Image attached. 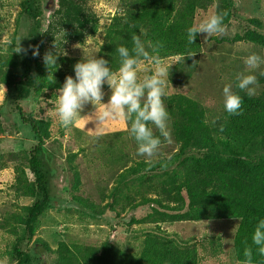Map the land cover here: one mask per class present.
Instances as JSON below:
<instances>
[{
	"label": "trees",
	"instance_id": "16d2710c",
	"mask_svg": "<svg viewBox=\"0 0 264 264\" xmlns=\"http://www.w3.org/2000/svg\"><path fill=\"white\" fill-rule=\"evenodd\" d=\"M263 1L257 0V3ZM235 2L238 4L242 0H120L119 11L111 18L104 43L96 56L108 60L116 70L119 67L116 47L131 48L132 35L140 33H143L141 39L145 42L162 43L159 55L163 60L183 57L188 51L196 52V56L202 46L199 34L195 44L189 45L186 29L196 22L200 13H206L211 7L212 14L218 11L227 13L226 26L237 19L244 21L243 28L231 43L250 44L264 55V14L242 16ZM250 2L256 4V0ZM52 3L53 0L20 2L6 49L7 59L2 63L5 70L2 82L7 93L0 114L10 112L16 122H13L14 127L28 129L36 143L32 149L21 152L20 159L26 161L16 165L15 169L19 171L15 179L19 188L14 189L15 193L32 197V203L15 215V226L9 225L7 220H0V230L10 244L6 254L12 264H46L50 254L47 244L34 238L40 218L52 203L48 195L52 169H48L43 146L49 139L48 124L32 120L28 99L33 93L40 95L46 89L56 91L69 76L64 71L72 72L71 65L76 63L63 58L57 60L52 77L48 76V69L40 59L45 53L46 11ZM52 20L49 31L56 29L54 25L70 28L68 26L76 24L75 29L65 34V39H71L77 33V43L93 37L98 31V21L86 11L85 0H57ZM221 39H215V42L226 38ZM19 43L21 52L18 53ZM32 46L39 47V57L32 56ZM64 65L70 69H65ZM193 71L194 65H190L184 74L178 72L177 66L170 69V73L179 74L180 80L191 77ZM36 78L43 82L37 85ZM257 80L256 94L251 97L240 91L235 83L233 91L243 97L240 115H229L223 105L207 107L184 94L164 98L171 138L178 149L168 159L120 168L109 193H105L107 182L105 185L102 184L105 180H100L93 201L77 198L79 204L84 201L81 203L83 212L105 218L106 224L112 220L115 222L119 212L129 214L127 225H116L120 228L139 227L129 235L132 241L139 243V252H132V246L128 244L119 247L104 239L96 246L87 247L84 264H199L195 233L179 237L169 228L180 226L185 230L194 223L221 220L238 221L232 243L234 260L237 263L242 261L244 248L251 246L253 264H264V256L259 255L251 240L257 220L264 218V76L258 74ZM23 135L27 136V133L23 132ZM13 157L18 161V157ZM23 166L29 170L31 181L27 179ZM155 181H158L156 186L153 185ZM104 195L108 202L101 210ZM106 215L113 216L104 217ZM114 225L112 222L107 224L111 230ZM69 252L65 243H59L54 264H70Z\"/></svg>",
	"mask_w": 264,
	"mask_h": 264
},
{
	"label": "rangeland",
	"instance_id": "374dc122",
	"mask_svg": "<svg viewBox=\"0 0 264 264\" xmlns=\"http://www.w3.org/2000/svg\"><path fill=\"white\" fill-rule=\"evenodd\" d=\"M21 1L0 0V108L7 93L2 82L5 73L2 63H5L7 59L6 49L11 40L14 20L19 13ZM85 3L86 11L95 16L98 21L97 33L93 37H86L82 43H77V33H74L73 38L65 39V34L75 29L76 24L68 26L70 28L63 26L60 28L59 25H54L53 28L56 27V29L49 31V27L53 25V20L50 21V18L57 9V0H53L46 11L48 21L44 27L46 37L43 52L55 51L56 44L58 51L63 50L66 53V55L61 54L58 60L63 58L78 62L83 58V54L89 55L99 51L104 43L105 30L111 18L119 11L120 0H85ZM236 6L238 10H241L242 16L254 17L261 13L264 14V1L260 4L256 0V4H251L250 0H242L238 4L235 2ZM211 10H213L212 7L206 13H200L195 21L199 22L211 15ZM54 21L57 23V20ZM262 23L264 24V21ZM244 24V21L237 19L233 24L226 26L224 34L207 41L204 40L206 34H199L201 52L190 60L183 61V59L177 60L176 58L164 60L165 63L172 64L170 69L172 66H177L180 74H184L190 65H194L193 74L188 79L180 80L179 74H173L175 72L169 74L166 97L184 94L199 100L201 104L210 108L223 105V85L231 84L234 90L236 75L245 72L243 57L250 52H259L250 44L231 43ZM262 31L264 32V29ZM222 37L226 39L215 42V39ZM40 59L43 60L42 56ZM64 68L70 69L68 65H64ZM67 73L74 76V71H64V74ZM245 74L249 73L245 72ZM252 74L257 76L259 71ZM180 81L184 83L181 84ZM103 91L105 93L103 101L106 103L110 95V89L106 84L103 86ZM54 94L56 91L45 90L40 95L33 93L28 99L30 117L32 120L48 124L49 132V139L44 142L43 146L49 165L48 169H52L48 192L52 203L51 208L40 218L34 237L47 244L49 248L50 254L47 256L46 264H54L59 243H65L69 248L68 263L70 264H84V253L87 247L96 246L104 239L119 247L128 244L132 246V252L137 254L139 243L132 241L129 235L130 231L139 227L137 225L126 226L130 220L129 214L119 212L115 222L110 221L115 224L114 229L111 230L107 226L110 222L106 224L105 218L94 217L83 212L81 203L84 201L79 204L77 199L80 197L93 201L97 194L96 184L100 180H105V183L102 182L105 185L107 182L105 193H109L119 175L120 168L125 165L130 167L139 162H147L144 157L135 154L136 145L128 135V124L124 121H111L106 126L104 134L98 138H94V134L89 130H94L96 122L86 124V131L82 123L68 128L62 127L56 114L57 98ZM93 111L92 106L87 105L82 115ZM13 122L16 123L10 112L0 114V126L2 127V132H0V220L3 222L7 220L9 225L15 226V215L20 213L23 207L30 206L33 200L32 197H21L15 193V190L19 188L15 182L19 176V171L15 170L16 165L19 166L22 161H26L20 159L21 152L32 149L36 143L28 129L17 130L20 126L14 127ZM23 132L27 133V136H24ZM176 149L178 147L171 138L170 143L162 145L161 156L153 161L170 158ZM13 156L18 157V161H15ZM22 169L27 179L31 181L29 170L25 166ZM157 184L158 181H155L153 185ZM107 202V196L104 195L100 204L101 210ZM116 224H126L123 225L126 227L120 228ZM237 224L236 220H221L194 223L191 225L193 227H186L185 230L184 227L170 226L169 230L176 232L179 237L195 233L199 264H238L234 260L232 244ZM226 241L229 243H225ZM9 246L6 235L0 230V264H12L6 254Z\"/></svg>",
	"mask_w": 264,
	"mask_h": 264
},
{
	"label": "clouds",
	"instance_id": "9594fccd",
	"mask_svg": "<svg viewBox=\"0 0 264 264\" xmlns=\"http://www.w3.org/2000/svg\"><path fill=\"white\" fill-rule=\"evenodd\" d=\"M226 16V12L218 11L194 22L186 29L187 43L195 44L197 34L201 33L206 34L205 41L224 34ZM142 35L143 33L132 35L131 48L124 45L116 47L119 56V67L116 70L112 69L105 58H97L96 53L99 51L83 54V58L73 65L74 76H67L54 95L57 98L56 114L62 127L68 128L82 123L85 130L86 124L96 122L94 130H89L94 138H98L104 134L109 122L124 121L128 124V135L135 142V154L151 163L161 156L162 145L171 142L169 112L164 98L168 95L167 85L172 64L165 63L159 55L162 43L145 42L141 39ZM24 51L27 54V50ZM61 54L66 55L63 50H57L56 44L55 51L43 54L48 76H52V69L58 65L57 60ZM195 54L196 52L188 51L183 57L176 59L184 61L185 57ZM40 55L39 47L32 46V56ZM243 62L246 66L245 72L249 74L238 73L235 78L236 87L251 97L256 94L258 87L257 76L252 73L259 71L264 76V55L250 52L243 57ZM42 82L40 78L35 79L37 85ZM105 84L110 89L106 103L103 101ZM222 96L223 110L229 115H240L243 97L233 91L231 84L223 85ZM87 105H91L94 111L82 115ZM251 240L259 255L264 256V218L257 220ZM243 256L244 259L238 261V264H253L251 246L244 248Z\"/></svg>",
	"mask_w": 264,
	"mask_h": 264
}]
</instances>
